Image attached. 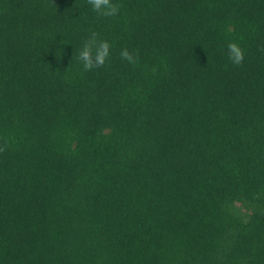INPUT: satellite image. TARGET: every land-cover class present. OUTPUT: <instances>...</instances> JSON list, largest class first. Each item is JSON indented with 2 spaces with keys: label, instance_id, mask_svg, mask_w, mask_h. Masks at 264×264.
<instances>
[{
  "label": "trees",
  "instance_id": "trees-1",
  "mask_svg": "<svg viewBox=\"0 0 264 264\" xmlns=\"http://www.w3.org/2000/svg\"><path fill=\"white\" fill-rule=\"evenodd\" d=\"M113 2L0 0V264H264V0Z\"/></svg>",
  "mask_w": 264,
  "mask_h": 264
},
{
  "label": "clouds",
  "instance_id": "clouds-1",
  "mask_svg": "<svg viewBox=\"0 0 264 264\" xmlns=\"http://www.w3.org/2000/svg\"><path fill=\"white\" fill-rule=\"evenodd\" d=\"M91 5L92 10L102 17H113L119 13L120 5L113 2V0H87ZM227 55L234 65H241L245 58L244 50L239 44L230 42L227 45ZM111 44L106 40L99 39V34L92 32L90 37L85 40L78 55L74 58L77 59L83 66L85 71H91L95 68H100L105 65L111 55ZM120 56L122 59L129 63L135 64L138 57L134 56L127 48L121 50ZM7 144L0 147V153L6 151Z\"/></svg>",
  "mask_w": 264,
  "mask_h": 264
}]
</instances>
